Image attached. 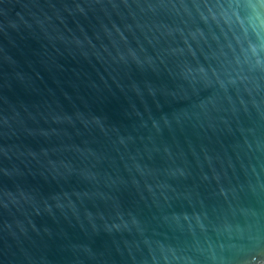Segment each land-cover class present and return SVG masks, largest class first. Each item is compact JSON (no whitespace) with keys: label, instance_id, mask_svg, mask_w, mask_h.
I'll list each match as a JSON object with an SVG mask.
<instances>
[{"label":"water","instance_id":"1","mask_svg":"<svg viewBox=\"0 0 264 264\" xmlns=\"http://www.w3.org/2000/svg\"><path fill=\"white\" fill-rule=\"evenodd\" d=\"M0 264H264V0H0Z\"/></svg>","mask_w":264,"mask_h":264}]
</instances>
